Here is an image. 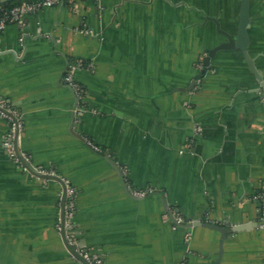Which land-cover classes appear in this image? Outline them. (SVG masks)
<instances>
[{
  "label": "crops",
  "instance_id": "crops-1",
  "mask_svg": "<svg viewBox=\"0 0 264 264\" xmlns=\"http://www.w3.org/2000/svg\"><path fill=\"white\" fill-rule=\"evenodd\" d=\"M239 12L240 0H76L0 30V103L19 116V151L77 190L67 233L103 264H217L221 233L175 215L264 220L260 83L240 50L218 51L203 74ZM250 15L264 77V0H251ZM72 63L77 94L65 80ZM7 118L0 264H82L59 229L62 185L6 150ZM221 264H264V224L227 238Z\"/></svg>",
  "mask_w": 264,
  "mask_h": 264
},
{
  "label": "water",
  "instance_id": "water-1",
  "mask_svg": "<svg viewBox=\"0 0 264 264\" xmlns=\"http://www.w3.org/2000/svg\"><path fill=\"white\" fill-rule=\"evenodd\" d=\"M6 1V0H3ZM0 0V2H3ZM250 4L251 0H240V12L238 15V22L236 27L235 34H231L228 31H225L223 29H220V31L227 37V40L221 43L220 45L216 46L215 48H212L209 50L208 55L204 59V70L203 74L207 71L208 67L210 66L211 58L216 55V53L220 50H240L245 60L249 66L250 71L256 76L257 80L260 83V89H258L260 92H263L264 94V77L260 71L256 68L253 58L251 57L249 53V44H250V34H249V28L252 24V18L250 15ZM219 25V22H217ZM203 74H199L196 79L191 83V85L188 88H185L187 91H191L196 84V80L200 78ZM73 92L74 89L69 86ZM0 112H2L6 117H8L12 122L15 124V130H14V138H13V148L16 156L18 157L21 164L26 168L27 171H29L34 176L45 179V180H53L57 181L62 185L63 193L61 197V213H60V224H61V235L63 242L67 249L70 251L72 255H74L82 264H90L79 252V249H83L84 245L79 242H72L68 236L67 233V216H66V203L68 199V188L69 184L67 181L56 173H47L42 172L34 167H32L23 157V155L19 151L18 143H19V137H20V123H19V116H17L12 110L5 107L3 104L0 103ZM78 137L83 140L84 142L88 143L87 140L82 137L81 135H78ZM6 150L8 151V148L4 145ZM92 148L99 153L100 155L104 156L112 166H114L118 170H122L121 167L116 163L114 159H112L107 153L98 150L97 148ZM174 222H176L180 226L185 227H193V226H205L211 229H215L221 233L220 242H219V250H218V260L217 264H221L222 256L224 253V243L227 238L231 237L233 234H236L237 232L246 230L251 227L261 226L264 224V220L258 221V222H252V223H245L236 225L233 227H228L226 225L216 224L214 222H202L201 220H186L182 222H177L176 215L173 217Z\"/></svg>",
  "mask_w": 264,
  "mask_h": 264
},
{
  "label": "built area",
  "instance_id": "built-area-1",
  "mask_svg": "<svg viewBox=\"0 0 264 264\" xmlns=\"http://www.w3.org/2000/svg\"><path fill=\"white\" fill-rule=\"evenodd\" d=\"M76 0H35V1H24L21 4L14 5L11 7H6L4 5H1L2 2H0V30L6 28L7 25L11 23H25L27 17L31 14L36 13L40 9L46 6H56L62 3L66 2H72ZM78 64L72 63L69 65L67 75L65 77L66 82L71 85V87L74 89V91L77 93H80L79 86L75 82L74 79V73L76 71ZM14 130H15V124L12 122V125L10 127L9 131V137L4 141V145L8 148L10 151V154L14 156L18 161V157L16 156L13 148V138H14ZM25 160L28 162L27 158L23 155ZM29 163V162H28ZM25 168V167H24ZM38 170V169H37ZM42 172H45L44 170H39ZM53 173V172H52ZM76 195V189L72 186H69L68 188V199L66 203V216H67V222L68 220L73 216L74 213V202H75V196ZM184 221L181 217H177V222ZM59 229H61V224H59ZM69 236V234H68ZM70 238V236H69ZM70 240L74 243L77 241H73L71 238ZM80 254L90 263V264H103V259L101 256L96 255L92 253L89 249H79Z\"/></svg>",
  "mask_w": 264,
  "mask_h": 264
},
{
  "label": "trees",
  "instance_id": "trees-1",
  "mask_svg": "<svg viewBox=\"0 0 264 264\" xmlns=\"http://www.w3.org/2000/svg\"><path fill=\"white\" fill-rule=\"evenodd\" d=\"M24 1H35V0H8V1H5V2H2L1 5H4L6 7H11V6H14V5L21 4ZM7 119L9 120L10 127H11L12 121L9 118H7ZM76 193H77V190H76ZM74 197H76V195Z\"/></svg>",
  "mask_w": 264,
  "mask_h": 264
}]
</instances>
